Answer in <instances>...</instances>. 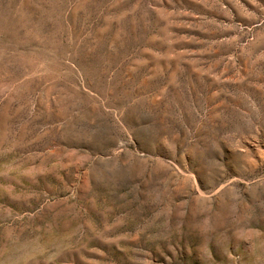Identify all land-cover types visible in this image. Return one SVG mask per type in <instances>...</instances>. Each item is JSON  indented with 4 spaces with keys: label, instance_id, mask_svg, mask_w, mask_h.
<instances>
[{
    "label": "rangeland",
    "instance_id": "rangeland-1",
    "mask_svg": "<svg viewBox=\"0 0 264 264\" xmlns=\"http://www.w3.org/2000/svg\"><path fill=\"white\" fill-rule=\"evenodd\" d=\"M0 264H264V0H0Z\"/></svg>",
    "mask_w": 264,
    "mask_h": 264
}]
</instances>
